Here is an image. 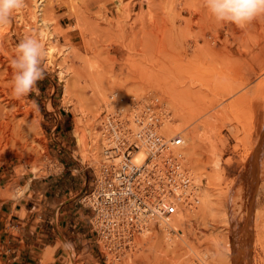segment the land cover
<instances>
[{"label":"rangeland","instance_id":"rangeland-1","mask_svg":"<svg viewBox=\"0 0 264 264\" xmlns=\"http://www.w3.org/2000/svg\"><path fill=\"white\" fill-rule=\"evenodd\" d=\"M25 2V10L43 7L53 18L61 67L44 57L38 93L17 98L11 61L25 37L3 31L0 264H264V14L239 27L217 21L204 0ZM13 101L21 109L11 116ZM132 105L157 112L162 133L182 135L174 152L200 184L193 204L177 202L169 227L153 224L118 256L97 243L96 254L78 253L61 235L43 247L46 241L20 240L17 229L8 233L15 218L33 210L45 222L68 200L91 217L83 198L103 144L95 160L89 137L81 147L77 132L91 124L102 135L105 112ZM191 129L210 135L213 153L208 142L187 136ZM32 162L41 165L35 172ZM29 243L42 248L16 254Z\"/></svg>","mask_w":264,"mask_h":264},{"label":"built area","instance_id":"built-area-1","mask_svg":"<svg viewBox=\"0 0 264 264\" xmlns=\"http://www.w3.org/2000/svg\"><path fill=\"white\" fill-rule=\"evenodd\" d=\"M156 113L147 105H133L130 111L116 108L103 116L102 161L83 203L92 210L95 242L109 254L124 253L151 225L170 218L177 202L187 206L196 200L200 184L180 153L172 151V146L182 144L181 137L132 129L131 120L143 129L158 126L161 120ZM141 145L146 155L136 162L133 154Z\"/></svg>","mask_w":264,"mask_h":264},{"label":"bare ground","instance_id":"bare-ground-1","mask_svg":"<svg viewBox=\"0 0 264 264\" xmlns=\"http://www.w3.org/2000/svg\"><path fill=\"white\" fill-rule=\"evenodd\" d=\"M28 1V0H27ZM41 1L43 0H39V4L41 3ZM26 3V2H25ZM46 3V2H45ZM38 4V3H37ZM44 4V3H43ZM35 8V7H34ZM44 9L45 6H44ZM25 10V8L23 7L22 9L20 10H17L15 11L13 14H12V17H11V21L8 25L4 26L3 28H0V37L2 36L3 34V31L4 32H10L11 30L15 31L17 30V32L19 31L23 37H26V36H33L37 39L40 40L41 44L44 46V48L46 49V52H47V55L45 56L46 58V62H48L49 64H55L56 66H60L59 62L60 61H57L56 57H57V53L60 52L58 50V48L56 47V44L53 43V41L51 40L55 33H56V30L53 29V27L51 26L52 22H53V18L51 16H48V14L45 13V11L43 10V7H37L36 10H29L27 11ZM3 45H2V41H0V52L2 49ZM59 55V54H58ZM0 59H1V54H0ZM61 67V66H60ZM149 97V96H148ZM134 102V101H133ZM6 103H9V100L6 101ZM11 103V102H10ZM133 104V103H132ZM11 105L10 108L12 109H9L10 110V114L11 116H14L15 113L21 109V104L19 102H16V101H13V103L9 104ZM133 106V105H132ZM131 106V107H132ZM123 108V106H120V108ZM8 110V111H9ZM1 112V111H0ZM7 112V111H6ZM3 115V113H1ZM4 114H7V113H4ZM9 114V113H8ZM5 116V115H4ZM4 116H0V134H4V130L3 129V125H4V121L5 120H1V117L3 118ZM5 118V117H4ZM7 118V117H6ZM132 121V129L135 130V132H139V131H142L143 134H145L146 132L147 133H156V134H161V135H164L165 137H168V134H165V133H162V120L160 121V124L156 127H154L153 129L152 128H147L149 130H151L152 132H149V130L147 129H143L142 127L143 126H140L137 122H134L133 120ZM7 123V122H6ZM5 127V126H4ZM6 128V127H5ZM81 131V130H80ZM98 132V140H97V137H96V133ZM191 132L192 133H189V135H187L190 139H192V137L194 138V136H196L197 138V141L199 143H209L210 145V151L212 152V150L214 149V146L213 144L211 143V139H210V135L204 130V129H197V130H192L191 129ZM179 132H176L174 133L172 136L174 135H178L181 137V140H182V135L181 134H178ZM191 134V135H190ZM86 136L89 137L90 139V142L88 143L89 147L92 145V148H90V155L92 156L91 158L95 159V160H98L100 157H99V154H98V143L100 142V146L102 144H104V136L103 135H100V131H98V129H96V127L94 125H91V124H88V125H85L83 127V130L79 133L77 132V138L76 140L78 141V144L81 145V147H85V145H87L86 143ZM176 137V136H175ZM99 141V142H98ZM183 142V140H182ZM182 145V144H181ZM80 147V148H81ZM87 147V148H89ZM178 148L179 146H172V151L173 153L175 154L176 152H174V148ZM86 148V149H87ZM100 148V147H99ZM81 150V149H80ZM88 150V149H87ZM102 150H103V145H102V149H101V156H102ZM83 151V150H82ZM86 152V151H85ZM82 153V152H81ZM213 153V152H212ZM146 155V148L144 145H141L137 150H135L134 154H133V160L136 161V162H139L141 160H143V158L145 157ZM180 156L183 158L182 154H180ZM99 157V158H98ZM84 159V158H83ZM82 160V159H81ZM100 160V159H99ZM45 161V160H43ZM101 161H102V158H101ZM101 161H99V164L101 163ZM184 161V159H183ZM43 164V162H41ZM50 163V162H49ZM53 163V162H52ZM51 163V164H52ZM50 164V165H51ZM185 164V162H184ZM215 164L217 165V159L215 160ZM49 165V164H48ZM56 165V164H55ZM45 166V165H44ZM57 166V165H56ZM263 166V165H262ZM41 167V165L38 164V162H32L31 165H30V169L32 172H35L36 170H38L39 168ZM47 167V166H46ZM54 167V166H53ZM58 167V166H57ZM187 167V166H186ZM48 168V167H47ZM46 168V169H47ZM188 168V167H187ZM51 169V167H50ZM54 169V168H52ZM48 171V170H47ZM188 171H189V174H191L193 176V173H191L190 171V168H188ZM194 177V176H193ZM195 178V177H194ZM29 188V184L26 183L23 188L19 191H22L24 192L26 189ZM21 192V193H22ZM20 193V192H18ZM17 193V194H18ZM197 193V192H196ZM22 194H25V193H22ZM21 196V194H20ZM18 196V197H20ZM197 196V195H196ZM182 215V214H181ZM225 217L227 218L228 222L230 223L231 225V222L232 220L230 219V215L229 213H225L224 214ZM180 217V216H179ZM224 217V218H225ZM168 219H164L162 218V221H160L159 224H162L164 227L168 226ZM174 223V222H173ZM248 225V224H247ZM153 225H151V228H152ZM173 226V225H172ZM169 227V226H168ZM153 229V228H152ZM151 230V229H150ZM147 231L148 233L152 232V231ZM147 232H143L142 234H140L139 236H141L142 238L143 237H146L147 236ZM156 234H157V231H156ZM158 236V235H157ZM156 236V237H157ZM233 236V235H232ZM150 237V236H149ZM151 237H152V234H151ZM150 237V238H151ZM153 238V237H152ZM141 240V239H140ZM144 241V240H143ZM108 255V254H107ZM106 255V256H107ZM110 256V255H109ZM244 256V255H242ZM113 260V259H112ZM116 261V260H115ZM245 261H246V258H245ZM245 263V262H243Z\"/></svg>","mask_w":264,"mask_h":264},{"label":"clouds","instance_id":"clouds-1","mask_svg":"<svg viewBox=\"0 0 264 264\" xmlns=\"http://www.w3.org/2000/svg\"><path fill=\"white\" fill-rule=\"evenodd\" d=\"M209 12L220 22L234 23L239 27L250 23L258 15L264 14V0H204ZM25 6V0H0V28L8 25L12 14ZM47 55L40 40L26 36L17 45V53L12 59L14 71L13 94L17 98L28 96L37 83L44 78L42 60Z\"/></svg>","mask_w":264,"mask_h":264},{"label":"crops","instance_id":"crops-1","mask_svg":"<svg viewBox=\"0 0 264 264\" xmlns=\"http://www.w3.org/2000/svg\"><path fill=\"white\" fill-rule=\"evenodd\" d=\"M75 206V202L73 203L70 200H68V202L64 201V205L60 209V214L57 215L56 213L54 216L49 217L45 222H39L40 216L37 217L35 212L31 210V214L21 218H15L16 225L12 221V225L10 224L11 226H7L6 231L11 233L12 229H17L20 240L32 238V242L46 241L47 243H44L43 247L46 245H53L55 240L61 235L70 244L74 251L77 250L78 253H83L84 255L96 254V242L94 235L91 232L90 217L84 213L82 206L79 207L78 211L75 209ZM33 207L35 208V206ZM42 230H45V232H48L51 235L48 236L47 239L40 238V234H45L41 232ZM11 238L15 237L12 236ZM35 248L42 247L41 245L37 246L33 243H29L21 248V245L19 244L18 247H16V254L32 255ZM24 264L33 263L27 261Z\"/></svg>","mask_w":264,"mask_h":264}]
</instances>
